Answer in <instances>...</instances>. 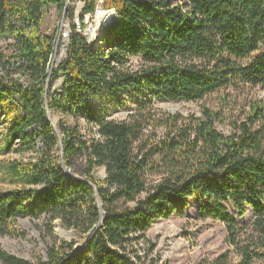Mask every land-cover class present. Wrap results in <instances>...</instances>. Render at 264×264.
I'll use <instances>...</instances> for the list:
<instances>
[{
    "label": "trees",
    "instance_id": "trees-1",
    "mask_svg": "<svg viewBox=\"0 0 264 264\" xmlns=\"http://www.w3.org/2000/svg\"><path fill=\"white\" fill-rule=\"evenodd\" d=\"M82 1L88 13L100 2ZM49 7L71 11L67 0H0V156L38 152L0 161L10 184L0 189V235H14L21 218L45 217L89 240L77 250L76 240L55 239L33 262L0 246V264H157L148 231L182 216L189 200L198 218L225 224L231 247L202 264H264V97L230 134L217 128L223 109L202 104L199 116H184L153 101L264 92V0H103L116 17L102 27V46L88 44L86 23L72 26L53 72L55 37L42 31ZM61 78L62 92L53 91ZM104 90L147 97L116 121L93 106ZM50 111L59 112L58 127ZM33 127L36 139L26 133ZM248 207L253 218L240 222Z\"/></svg>",
    "mask_w": 264,
    "mask_h": 264
},
{
    "label": "rangeland",
    "instance_id": "rangeland-1",
    "mask_svg": "<svg viewBox=\"0 0 264 264\" xmlns=\"http://www.w3.org/2000/svg\"><path fill=\"white\" fill-rule=\"evenodd\" d=\"M69 8L64 12H60L56 7H49L46 11V16L42 26V31L46 35L54 36L55 41L59 38L60 23L64 21L86 26L92 24L96 26V16L100 10L109 13L110 17L114 19L116 15L115 10H106L103 7L102 1L97 5L96 11L89 15L84 11V3L82 0H67ZM92 16V17H91ZM89 17V18H88ZM112 22V21H111ZM109 25L103 23L100 27L97 40L93 43L98 47L101 45L102 27ZM89 30V28H88ZM88 30L86 31L88 34ZM86 37V36H85ZM90 41L89 35L86 37ZM91 42V41H90ZM7 42L0 41V47L6 50ZM7 51V50H6ZM61 51L64 53L61 55ZM67 56L66 49L62 50V45L56 47L54 57L50 70L53 72L62 60ZM61 61V62H60ZM15 75L14 77H18ZM21 81H26L23 77ZM63 78L59 79L53 85V91L62 92ZM228 93L227 100L223 102L220 94H213L201 102H170L163 98H153L155 108L163 113L176 114L187 116L191 114L200 115L202 104H206L212 109L225 110L224 122L218 123L217 128L223 134H230L232 126L230 125L234 120L241 121L246 117L247 112L250 111V103L253 99H261L264 97V92L258 88L245 87L242 91L228 89L221 94ZM147 97V94L139 95L134 91H102L98 96L92 99L93 106L100 114L107 116L116 121L125 120L135 101ZM49 118L55 126L58 127L59 112L50 111ZM82 128L85 127V122L81 121ZM59 130V129H58ZM85 131V130H84ZM40 132L38 127L30 128L26 131L27 135L34 136ZM59 134V133H58ZM19 143H15V147H19ZM37 148L41 146L39 141L35 145ZM38 157L37 149L34 147L26 148L18 152L14 151L12 154H3L0 156V161H11L14 159L35 160ZM73 172V170H72ZM96 177L104 179L106 172L103 167H97L95 170ZM10 186L5 180L0 178V189L4 190ZM253 218V210L248 207L247 213L244 217L237 219L240 222H246ZM16 232L14 235H0V246L9 253L23 258L27 261L33 262L38 255H46V249L51 246L53 240L57 242L76 240L75 248L78 250L85 245L84 239L79 238L72 229H67L56 220L50 222L47 218L32 219L25 217L18 220L15 225ZM148 236L156 244L155 258L157 264H202L204 261H210L216 258L227 249H231L226 241L227 231L225 224L220 221H215L211 218H198L197 204L193 200H189L186 211L182 216L173 215L169 219H164L154 224L148 231ZM83 239V240H82Z\"/></svg>",
    "mask_w": 264,
    "mask_h": 264
},
{
    "label": "bare ground",
    "instance_id": "bare-ground-1",
    "mask_svg": "<svg viewBox=\"0 0 264 264\" xmlns=\"http://www.w3.org/2000/svg\"><path fill=\"white\" fill-rule=\"evenodd\" d=\"M116 17V16H115ZM115 17H114V19H115ZM112 17H110V15H109V13H106V12H104L103 11V9L102 8H100V10H99V12H98V14H97V16H96V20H95V22H96V26H94V27H89V30H88V35H89V39H90V41H89V43L88 44H90L91 46L92 45H94L95 43V41L97 40V36L99 35V32H100V25L101 24H103V23H110L111 21H113L114 20ZM67 26H71L72 25V23H70V22H68V24H66ZM70 38V37H69ZM56 41H57V39H56ZM68 43H69V40H68ZM68 43H67V45L65 46V49H66V53H67V48H68ZM94 43V44H93ZM65 49H64V51H65ZM53 57H54V55H53ZM53 57H52V59H53ZM52 61V60H51ZM61 62V61H60ZM51 64H52V62H51ZM73 173V172H72Z\"/></svg>",
    "mask_w": 264,
    "mask_h": 264
},
{
    "label": "built area",
    "instance_id": "built-area-1",
    "mask_svg": "<svg viewBox=\"0 0 264 264\" xmlns=\"http://www.w3.org/2000/svg\"><path fill=\"white\" fill-rule=\"evenodd\" d=\"M102 1V4H103V0H101ZM89 14H91V13H88V14H86V15H89ZM92 15V14H91ZM92 17V16H91ZM89 18V17H88ZM76 23V22H75ZM75 23H73L71 26H67L66 25V23L64 22V21H62L61 23H60V33H59V38L57 39V41H56V47L57 48H59V46L60 45H62V50H64L65 49V46L67 45V43H68V40H69V37H70V32H71V28H72V26H75L76 28H77V30L78 31H81V25H77V24H75ZM89 27H92V24H89V25H87V27H86V29H85V31H84V35L86 36V37H88V34H87V30H88V28ZM64 53L61 51V55H63ZM2 69L0 68V71H1Z\"/></svg>",
    "mask_w": 264,
    "mask_h": 264
},
{
    "label": "water",
    "instance_id": "water-1",
    "mask_svg": "<svg viewBox=\"0 0 264 264\" xmlns=\"http://www.w3.org/2000/svg\"><path fill=\"white\" fill-rule=\"evenodd\" d=\"M50 117V116H49ZM51 120V119H50ZM56 131L58 132V133H60L59 132V130H58V128H56ZM64 171L66 172V174L68 175V176H74V174L72 173V170L70 169V168H67V167H64ZM98 199V198H97ZM99 200V199H98ZM95 230H96V228L93 230V232L89 235V238L93 235V233L95 232ZM89 239H87L86 241H85V244H86V242L88 241Z\"/></svg>",
    "mask_w": 264,
    "mask_h": 264
}]
</instances>
